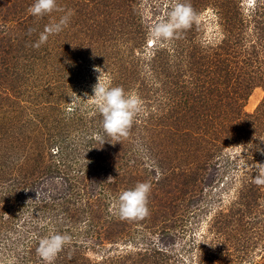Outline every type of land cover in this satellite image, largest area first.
I'll list each match as a JSON object with an SVG mask.
<instances>
[{"label": "rangeland", "instance_id": "1", "mask_svg": "<svg viewBox=\"0 0 264 264\" xmlns=\"http://www.w3.org/2000/svg\"><path fill=\"white\" fill-rule=\"evenodd\" d=\"M176 2L57 0L75 14L37 49L65 12L0 0V264H48L56 232L51 264H264V0H187L191 28L157 42ZM98 82L141 101L127 138L104 132ZM139 182L150 215L122 220Z\"/></svg>", "mask_w": 264, "mask_h": 264}, {"label": "clouds", "instance_id": "2", "mask_svg": "<svg viewBox=\"0 0 264 264\" xmlns=\"http://www.w3.org/2000/svg\"><path fill=\"white\" fill-rule=\"evenodd\" d=\"M28 12L37 19H43L54 12H65V10L58 5L57 0H34ZM74 14V11L67 10L58 22L46 25L33 47L39 49L48 41L49 36L62 32L68 27L70 18ZM196 18L197 14L187 0L185 2L177 0L168 12L167 18L154 25L151 37L161 43L180 39L183 32L191 28ZM95 70L99 71V69ZM93 93L94 96L91 98L95 99L99 105L102 128L107 136L117 141L127 138L136 116L141 111V101L126 93L122 87L106 88L99 82L94 86ZM98 139L101 143H105L103 137H98ZM255 179L258 184H264V177L258 175ZM112 181H114L113 178L109 177L108 182ZM151 189L150 183L139 182L134 188L123 191L116 201L119 217L128 221L146 219L150 215L148 205ZM70 242L69 234L56 232L39 241L37 252L48 264H51L56 255Z\"/></svg>", "mask_w": 264, "mask_h": 264}]
</instances>
